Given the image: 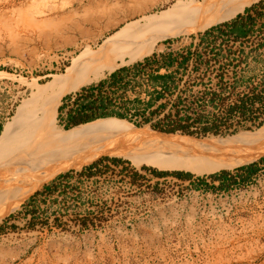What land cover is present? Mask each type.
<instances>
[{
  "label": "rangeland",
  "instance_id": "1",
  "mask_svg": "<svg viewBox=\"0 0 264 264\" xmlns=\"http://www.w3.org/2000/svg\"><path fill=\"white\" fill-rule=\"evenodd\" d=\"M180 1L185 0H0L2 132L22 102L30 98L34 82L48 84L64 75L87 48L98 50L128 24L169 11ZM261 2L264 10V0L253 6ZM200 33L162 40L144 60L107 71L101 81L66 95L61 106L72 99L60 119L58 113V126L67 130L64 120L76 102L85 99L89 90L100 89L97 94L107 99L112 96L105 113L120 114L107 118L158 136L196 142L257 133L264 127V36L255 39L239 60L232 55L225 71L215 69L217 63L211 66L213 70L208 68L210 61L201 51L199 69L177 72L178 85L150 107L151 98L144 93L142 82L129 83L138 73L137 65L157 53L174 56L184 52L191 45L189 40ZM119 71L126 88L103 85ZM222 77L227 82L217 87ZM213 92L222 95L215 102L210 96ZM243 95H249L254 106L247 115L238 109L230 114ZM188 116L204 118L188 127L193 136L164 132ZM209 122L219 124L218 135H204L202 130ZM105 158L124 163L102 161ZM263 158L264 152L233 170L205 177L192 174V181L150 175L134 183L132 174L144 172L145 167L187 172L148 165L138 168L124 158L99 156L80 170L56 174L0 221V264H264V164L250 180L240 177L241 168ZM98 162L92 178L86 169ZM224 172L236 176L237 182L215 190L211 186L221 183L214 185L211 177ZM201 179H207L211 188L196 189ZM54 182V191L47 193Z\"/></svg>",
  "mask_w": 264,
  "mask_h": 264
},
{
  "label": "bare ground",
  "instance_id": "2",
  "mask_svg": "<svg viewBox=\"0 0 264 264\" xmlns=\"http://www.w3.org/2000/svg\"><path fill=\"white\" fill-rule=\"evenodd\" d=\"M259 1H180L169 11L128 24L98 50L87 48L64 75L48 84L34 82L30 98L22 102L0 136V221L56 174L80 170L99 156L198 177L233 170L258 158L264 152V127L257 133L194 142L158 136L117 118L70 130L60 128L57 119L66 95L99 81L105 72L144 60L162 40L230 22Z\"/></svg>",
  "mask_w": 264,
  "mask_h": 264
},
{
  "label": "trees",
  "instance_id": "3",
  "mask_svg": "<svg viewBox=\"0 0 264 264\" xmlns=\"http://www.w3.org/2000/svg\"><path fill=\"white\" fill-rule=\"evenodd\" d=\"M256 6H258V9L254 10L255 16L250 15V17L248 18V21H247V23H248L247 26L242 25L240 27H236L233 29L232 34L235 35V38L241 39L242 41H244V40L247 41L250 33H252V30L249 29V26L255 25V23L259 19H264V10L262 9L263 3L261 2L260 4H258ZM254 8L255 7L253 6V7H251V9H247V11H251ZM262 35H264V27L261 29L260 33L257 35V37L255 39L262 37ZM261 46H264V44H262ZM193 57L195 58L196 64H201L203 62V55L202 54H197L196 52L190 53L188 57H184L183 60L181 61L182 67H184L188 63V61L190 59H192ZM179 61L180 60L177 57H174L173 55L164 56V62L166 65L170 66V65H173L175 62H179ZM124 71H126V70H124ZM115 74H113L114 78H115ZM223 77H222V79H224ZM114 80H115L114 84L117 85L118 83H124L125 77L123 79H118L116 77ZM164 81L166 83V86L163 89V92L156 93V95L154 93L151 94L152 98H151V101L148 103L149 107L154 105V103H156V101L161 100V99H165L167 96V93L171 92V88L175 84V75L167 76ZM125 86H126V83L124 85V88H126ZM88 92H89V95H87L85 97V99L77 101L75 104V108L72 109L68 113L67 118H65L64 121L66 123V129L67 130H70L74 127H77V126H80L83 124H88V123L97 121L99 119L107 118L110 115L111 116L112 115H114V116L120 115L118 113H111V114L105 113V111H106V109L110 103V100L103 97L102 94H98V96H97L96 93L93 91L89 90ZM71 99H72L71 97L67 98L64 102V105L59 108V110H58V113H60L59 119L62 117L63 112L65 111L66 103L68 101H70ZM249 102L252 104L251 106H249V104H248ZM262 102H264V101L262 100ZM253 106H254V101L252 100V98L249 95H246L243 99H241L240 105L236 104V105H234V107L230 108L229 113L232 114L236 109H238V110H240L242 115H247V113L250 109L249 107L252 108ZM202 120H204L203 117H199L198 119H194L192 116H188L184 121L177 122L176 123L177 126H175L173 129L164 130V132H166L168 134H174L177 131H183L185 134L193 136L194 133H192L188 129V127L190 125H197V123H201ZM184 123L186 124V126L184 125ZM202 123H204V122H202ZM218 127H219V124L209 122L208 124H206V126H204L202 131H203L204 135H208L210 133L214 134V135H218L219 134ZM162 135H166V134H162ZM166 136H174V135H166ZM181 137L187 138V139H192L191 137H185V136H181ZM102 161H108V162L116 164V165L124 163L122 160L111 159V158H105ZM99 163L100 162L95 163L92 167L86 169V171L88 172V175L90 177H93L96 175V172H94V170L99 167ZM260 164H264V158L259 163H254V164H251L249 166L241 168L240 171H241L242 175H240V177L242 179H244L245 181L250 180L259 171V165ZM144 169H145V171H151L152 174L154 175V177H157V178L168 177L171 175V176H174V177L179 178L181 180L192 181L194 179V176L192 174H189V173L158 172L154 169L147 168V167H145ZM132 175L134 178V183L137 182L136 180L138 178L139 179L144 178L143 176H140L138 171H135ZM211 180L213 181L214 185L217 182L221 183V185L219 187L211 186L212 188H214L215 190L217 188L222 190L225 188H229L234 183H236L237 177L233 176L230 172H224L223 175H221V176H212ZM199 184H200V186H196V189H199L201 187H205L208 189L211 188L207 179H201L199 181Z\"/></svg>",
  "mask_w": 264,
  "mask_h": 264
},
{
  "label": "crops",
  "instance_id": "4",
  "mask_svg": "<svg viewBox=\"0 0 264 264\" xmlns=\"http://www.w3.org/2000/svg\"><path fill=\"white\" fill-rule=\"evenodd\" d=\"M258 5V4H257ZM255 8L251 11H245L242 14L239 15L236 19L224 23L222 25H218L215 27H212L205 32L200 33L199 35L194 36L189 41H191V45L189 47H186L183 49L184 52H180L178 54H175L174 57H177L180 61L174 63L173 65H166L164 62V56L166 54L164 52L157 53L153 58H148L143 64L137 65L136 69L138 70V73L134 75L133 78H131V82L134 81L142 82V86L145 89L144 93L148 96V99L152 98L151 94L161 93L163 92V89L166 86L165 78L167 76L176 75L177 72H185L189 73L193 70H198V64H196L195 58L193 57L188 61V63L182 67L181 61L184 57H188L190 53H202L201 51L206 52V58L208 59V68H211V66L215 63L216 66L214 67L217 70H225V67L228 65L229 60L231 59V56H235V59L239 60L240 56H243L244 54H247V47L252 45L255 42V38L260 33L261 29L264 27V19H259L255 25L249 26V29L252 30V33H250L247 41H242L241 39L235 38V35L232 34V31L236 27H240L242 25L247 26V21L250 15H254V10L258 9V6H254ZM251 9V8H248ZM264 36V35H262ZM197 50V51H196ZM212 60L214 61L212 63ZM213 70V68H211ZM140 71V72H139ZM123 72L119 71L115 74V78L123 79L124 76L122 75ZM114 76L111 74L109 75V78H106L107 80L103 82V85L107 86H120L124 87V83H118L117 85L114 84ZM176 81V80H175ZM185 81V80H184ZM227 82L226 79H221L220 82L216 85L217 87H222L223 84ZM238 81L236 80V84L234 87H236L238 84ZM176 85L178 83L175 82ZM174 84V86H175ZM231 85V83H230ZM98 90H90L96 93L98 96ZM212 97V102H215L217 99L221 97V94H218V92H213L210 94ZM245 96H241L239 100L237 101V105H240L241 99H243ZM110 103L112 102V96L110 97ZM111 105H108L107 109ZM3 126L0 125V134L2 133ZM140 176L141 173H139ZM144 177V176H143ZM93 178V177H92ZM57 184V182L53 183L52 186H48L46 191L47 193L54 191V187Z\"/></svg>",
  "mask_w": 264,
  "mask_h": 264
},
{
  "label": "built area",
  "instance_id": "5",
  "mask_svg": "<svg viewBox=\"0 0 264 264\" xmlns=\"http://www.w3.org/2000/svg\"><path fill=\"white\" fill-rule=\"evenodd\" d=\"M139 173H141V175L144 176V178H148L150 175L154 177L151 171H144V172H139Z\"/></svg>",
  "mask_w": 264,
  "mask_h": 264
}]
</instances>
